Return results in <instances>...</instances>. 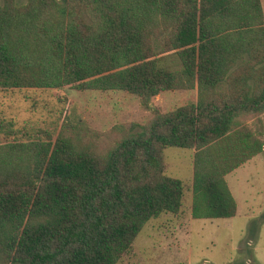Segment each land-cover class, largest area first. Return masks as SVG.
Here are the masks:
<instances>
[{"label": "trees", "instance_id": "16d2710c", "mask_svg": "<svg viewBox=\"0 0 264 264\" xmlns=\"http://www.w3.org/2000/svg\"><path fill=\"white\" fill-rule=\"evenodd\" d=\"M263 17L261 0L0 1V87L122 89L145 104L196 88L103 152L63 135L0 143V264H116L148 219L180 209L168 145L194 150L191 217L234 215L225 174L264 148L243 120L264 112Z\"/></svg>", "mask_w": 264, "mask_h": 264}, {"label": "rangeland", "instance_id": "374dc122", "mask_svg": "<svg viewBox=\"0 0 264 264\" xmlns=\"http://www.w3.org/2000/svg\"><path fill=\"white\" fill-rule=\"evenodd\" d=\"M261 3L264 12V0ZM156 34L151 40L158 51L165 32ZM163 54V62L179 65L175 54ZM195 100L196 88L165 90L145 104L140 96L122 89L75 84L0 87V143L63 135L103 152L147 123L154 107L166 111ZM243 120L263 136L264 112ZM193 152L172 145L162 149L164 172L183 182L182 204L176 213L166 211L148 219L116 264H264V150L227 176L238 201L235 215L189 222Z\"/></svg>", "mask_w": 264, "mask_h": 264}, {"label": "crops", "instance_id": "0c3cea01", "mask_svg": "<svg viewBox=\"0 0 264 264\" xmlns=\"http://www.w3.org/2000/svg\"><path fill=\"white\" fill-rule=\"evenodd\" d=\"M263 9V8H262ZM263 16H264V12H263ZM263 24H264V17H263ZM263 150H264V148H263ZM261 152V151H260ZM260 152H258V153H260ZM257 153V154H258ZM257 154H255V155H253L252 157H250V158H248L246 161H244L243 163H241L240 165H238L236 168H234V169H232L231 171H229V172H227L226 174H225V179H226V182H227V184H228V186H229V188H230V190H231V192H232V194H233V196H234V198H235V200H236V212L235 213H237L238 212V201H237V198L235 197V194H234V192H233V190H232V188H231V186H230V184H229V182H228V180H227V176H228V174H233L236 170H239L238 168H240V167H243L247 162H250L251 160H254V158L257 156ZM235 215V214H234ZM233 216V215H232ZM232 216H228V217H214V218H230V217H232ZM194 217H191V215H190V210L188 211V221L190 222V220L191 219H193ZM214 218H209V219H214Z\"/></svg>", "mask_w": 264, "mask_h": 264}]
</instances>
